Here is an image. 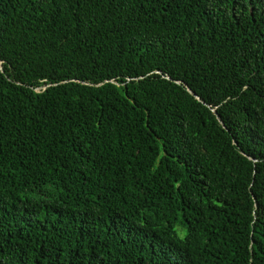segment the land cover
<instances>
[{
	"label": "trees",
	"instance_id": "1",
	"mask_svg": "<svg viewBox=\"0 0 264 264\" xmlns=\"http://www.w3.org/2000/svg\"><path fill=\"white\" fill-rule=\"evenodd\" d=\"M0 264H264V0H0Z\"/></svg>",
	"mask_w": 264,
	"mask_h": 264
}]
</instances>
